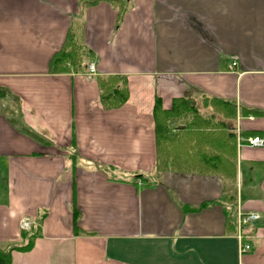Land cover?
<instances>
[{
  "label": "crops",
  "instance_id": "obj_1",
  "mask_svg": "<svg viewBox=\"0 0 264 264\" xmlns=\"http://www.w3.org/2000/svg\"><path fill=\"white\" fill-rule=\"evenodd\" d=\"M117 18L107 3L0 0V250L24 245L25 218L39 235L10 264H264V149L237 146L264 138V116L244 112L264 113V0H126ZM68 32L94 76L48 72ZM107 76L126 78L118 109L99 103ZM202 96L235 105L234 179L155 173V100ZM237 210L259 217L250 252L226 225Z\"/></svg>",
  "mask_w": 264,
  "mask_h": 264
},
{
  "label": "trees",
  "instance_id": "obj_2",
  "mask_svg": "<svg viewBox=\"0 0 264 264\" xmlns=\"http://www.w3.org/2000/svg\"><path fill=\"white\" fill-rule=\"evenodd\" d=\"M99 3H107L117 8L118 21L126 12V0H78L81 8ZM88 58L89 53L81 47L72 33L68 32L60 51L51 57L48 72H84ZM96 82L102 109H118L128 101L125 77H98ZM200 102L203 109L211 110L209 116H203L197 106L186 98L174 99L168 110H163L159 101L155 100L152 110L156 150L154 172L211 175L233 180L235 138L227 129L225 121L234 119L235 105L233 102L207 96H202ZM244 112L256 117L264 116V113L255 110ZM72 215L76 218L75 209H72ZM226 225L235 232L233 218L228 213ZM38 235V228L34 232L32 228L27 232L22 231L20 237L25 240L24 245L7 251L0 250V264H10V252L13 250L29 251Z\"/></svg>",
  "mask_w": 264,
  "mask_h": 264
},
{
  "label": "built area",
  "instance_id": "obj_3",
  "mask_svg": "<svg viewBox=\"0 0 264 264\" xmlns=\"http://www.w3.org/2000/svg\"><path fill=\"white\" fill-rule=\"evenodd\" d=\"M237 67L236 59L231 60L227 69L232 71ZM95 75V69L93 64L89 63L86 65V76L92 77ZM238 147H249V148H260L264 149V138L259 136H254L250 138H240L237 140ZM259 221L258 215L251 212L236 211L235 216V237L240 245V252L246 253L250 252L251 247L244 241L249 239L245 234V229L252 224ZM31 226V222L28 219H22L20 221V229L22 231H27Z\"/></svg>",
  "mask_w": 264,
  "mask_h": 264
},
{
  "label": "rangeland",
  "instance_id": "obj_4",
  "mask_svg": "<svg viewBox=\"0 0 264 264\" xmlns=\"http://www.w3.org/2000/svg\"><path fill=\"white\" fill-rule=\"evenodd\" d=\"M191 101V100H190ZM192 102V101H191ZM193 103V102H192ZM194 104V103H193ZM195 106H197V108L199 109L200 113L203 114V116H209L211 113V110L209 108H205L203 109L201 106V102L199 103V105L194 104ZM236 216V213H235ZM235 222V221H234Z\"/></svg>",
  "mask_w": 264,
  "mask_h": 264
}]
</instances>
